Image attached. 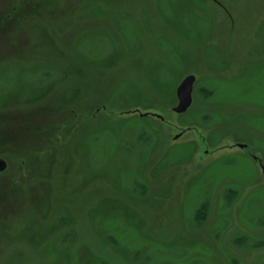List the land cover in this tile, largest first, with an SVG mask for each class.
<instances>
[{"label": "rangeland", "instance_id": "1", "mask_svg": "<svg viewBox=\"0 0 264 264\" xmlns=\"http://www.w3.org/2000/svg\"><path fill=\"white\" fill-rule=\"evenodd\" d=\"M238 142L264 163V0H0V264H264Z\"/></svg>", "mask_w": 264, "mask_h": 264}, {"label": "water", "instance_id": "2", "mask_svg": "<svg viewBox=\"0 0 264 264\" xmlns=\"http://www.w3.org/2000/svg\"><path fill=\"white\" fill-rule=\"evenodd\" d=\"M195 80L196 76L194 74H188L178 86L177 95L179 102L178 105L174 107L175 112L183 113L190 108L193 101V88ZM142 115H147V113H142ZM6 167L7 163L5 159L0 157V170L3 171L6 169Z\"/></svg>", "mask_w": 264, "mask_h": 264}, {"label": "flooded vegetation", "instance_id": "3", "mask_svg": "<svg viewBox=\"0 0 264 264\" xmlns=\"http://www.w3.org/2000/svg\"><path fill=\"white\" fill-rule=\"evenodd\" d=\"M193 90H194V88H193ZM138 112L140 113V111H138ZM146 113H147V115L150 114V112H146ZM140 114L142 115V113H140ZM147 115H142V116H147ZM154 116H158L161 120H164L163 116L162 115L160 116V114H154ZM202 141H204V140H202ZM237 144L242 150H246V152L248 151L249 155L252 156L254 158V160L259 163V165L261 167V170H262V172L264 174V163L262 162V158H260V156L257 155L258 153H257V150H255V147L254 146H250L248 143H245V142H238Z\"/></svg>", "mask_w": 264, "mask_h": 264}]
</instances>
